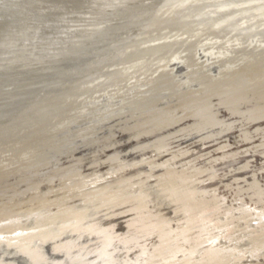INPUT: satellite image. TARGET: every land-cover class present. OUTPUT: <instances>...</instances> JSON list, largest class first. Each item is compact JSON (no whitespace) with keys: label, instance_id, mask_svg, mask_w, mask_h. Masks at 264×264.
Returning <instances> with one entry per match:
<instances>
[{"label":"bare ground","instance_id":"6f19581e","mask_svg":"<svg viewBox=\"0 0 264 264\" xmlns=\"http://www.w3.org/2000/svg\"><path fill=\"white\" fill-rule=\"evenodd\" d=\"M0 264H264V0H0Z\"/></svg>","mask_w":264,"mask_h":264}]
</instances>
